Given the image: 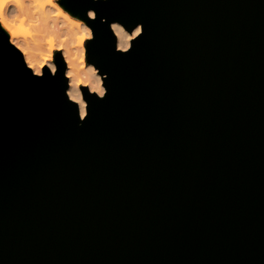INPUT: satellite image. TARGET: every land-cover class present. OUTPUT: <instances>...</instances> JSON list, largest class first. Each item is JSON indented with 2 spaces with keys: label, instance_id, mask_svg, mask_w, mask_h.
<instances>
[{
  "label": "water",
  "instance_id": "obj_1",
  "mask_svg": "<svg viewBox=\"0 0 264 264\" xmlns=\"http://www.w3.org/2000/svg\"><path fill=\"white\" fill-rule=\"evenodd\" d=\"M60 3L105 94L0 24V264H264V0Z\"/></svg>",
  "mask_w": 264,
  "mask_h": 264
},
{
  "label": "bare ground",
  "instance_id": "obj_2",
  "mask_svg": "<svg viewBox=\"0 0 264 264\" xmlns=\"http://www.w3.org/2000/svg\"><path fill=\"white\" fill-rule=\"evenodd\" d=\"M36 7H40V11L37 13H33L32 9L36 8ZM57 8H59V7H57V5H55L53 0H51L50 4H45L43 6L31 5L28 3H24L23 5H16V4L11 3L10 0H4L3 7H2V9H0V24L8 33L10 41L12 43H13V41H16V43H14L16 46H17V44H20L22 46H31L34 48L35 45L32 44V40L30 41L29 39L21 38L20 35L12 36L11 32L4 26V22L8 21L9 24H12L14 16H26L27 19H25L24 23H26V22L28 23L30 21H33L36 18V16H39L41 19V24L39 26H37V25H33V26L39 32H45V33H49V34L54 35V37H55L54 45L57 46L62 51V54H63L65 62H66V75H67V71L69 70V67H68L69 62H71L73 64L76 63V61L72 59L74 54L79 52L81 48L83 49V52H85V46L83 44L84 39L82 41H80L79 43H77V37L79 35H81L84 27H87L90 30H91V28L87 24L86 21L79 22L71 14H63L61 12L62 13L61 15L50 17V14L53 13L54 11L56 12ZM44 20H47L46 24L44 23ZM17 22L18 21H15V24H17ZM53 22L56 25L55 29H53L51 27ZM76 22H79V23L77 24ZM114 23H116L120 29H123L122 32H118L117 30L113 29L116 36H117L118 47L121 49L128 48L130 46L132 38L135 37L132 35V33L134 32L135 28L140 27V25H137L132 31H128L121 23H118V22H114ZM60 25H63V27H60ZM91 33H92V30H91ZM64 36H67V39L63 40V47L61 48V47H59V45L61 44V38ZM86 36L88 37L87 34H86ZM43 38H44L43 36L38 35L35 39H43ZM122 45H124L125 47L122 48L121 47ZM41 47H43V46H41ZM18 48L22 51L24 58H25V61L27 63L26 54L23 51V47H18ZM37 59H38V57H37ZM50 65L55 66V63L53 60V55H51L50 60L45 61L43 63V65L40 67V72L37 74H40L42 72V70L44 69V67H46V66L49 67ZM89 67H92L96 70L95 74L100 77L101 87H103L105 89V87L103 86V82H102V75L99 74V72L97 71V68L92 63L89 62L88 66L86 65V67L84 69H82L81 72L82 73L86 72V70ZM50 70H51V68H50ZM33 71L35 72L34 69H33ZM68 78H69L68 79L69 86L67 89V93H69L70 91H72V92L78 91L80 93V99L84 102L85 112H86V101L83 98L82 90L80 88V86L82 84L77 85V86H75V88H73L70 81L75 79V78L74 77H72V78L68 77ZM92 82H94V79ZM87 85L89 86V88H91V83H89ZM69 97L71 98V96H69ZM72 100H74V99H72ZM74 101H76L80 107L79 101L78 100H74ZM85 112H84V114H85Z\"/></svg>",
  "mask_w": 264,
  "mask_h": 264
},
{
  "label": "clouds",
  "instance_id": "obj_3",
  "mask_svg": "<svg viewBox=\"0 0 264 264\" xmlns=\"http://www.w3.org/2000/svg\"><path fill=\"white\" fill-rule=\"evenodd\" d=\"M11 3L16 4V5H23L24 3H28L31 5H37V6H43L45 4H50L51 0H10ZM3 3L4 0H0V9H2L3 7ZM40 11V7H36L32 9L33 13H37ZM61 11L59 8H57L56 12H53L50 14L51 16H58L61 15ZM86 16L88 17H94L95 16V12L92 10H86ZM49 17V18H50ZM25 19H27L26 16H14L13 17V23L9 24L8 21L4 22V26L11 32L12 36H17V35H23L25 37L28 36H36V35H41L44 38L43 39H34L32 41V44L36 45L35 48L31 47V46H22L20 44H17L18 47H23V51L26 54V59H27V63L29 65V67L33 68L35 70L36 73L40 72V67L43 65V63L45 61H48L51 59V55H52V50L54 45V35L53 34H49V33H45V32H39V33H35L33 31H31V28L33 25H37L39 26L41 24V19L39 16H36V18L33 21H30L28 26L26 27L24 24ZM15 21H19V24H15ZM44 23H47V20H44ZM77 24L79 22H76ZM53 29L56 28L55 23L53 22L52 26ZM60 27H63V25H60ZM111 28L114 30H117L118 32H122L123 29H120L119 26L116 23H112L111 24ZM141 31L140 27H136L134 32L132 33L133 36H136L137 34H139ZM84 34H87L89 38H91V30L88 29L87 27L83 28V32L81 33V35H79L77 37V43H79L80 41H82L84 39ZM67 36H64L61 38V44L59 45V47H63V40H66ZM13 43H16V41H13ZM46 44L47 48L46 50L41 48L40 46ZM122 48H124L125 46L122 45ZM126 50V48H125ZM38 57V59H37ZM73 60L76 61L75 64L69 62V70L67 71V76L72 78L74 77L75 79L71 80V84L73 86V88H75V86L80 85V84H89L91 83V88L90 90L93 92H96L99 96L103 97L105 94V89L103 87H101L100 84V77L98 75H96V70L92 67H89L86 72H81L82 69H84V63H83V59H84V52L83 49L81 48L79 52H77L76 54H74V56L72 57ZM52 70L53 73H55L56 69L55 66L50 65L49 66ZM94 79V82H92ZM69 96H71L72 99L74 100H78L80 103V115L83 116L84 112H85V106H84V102L80 99V93L78 91L76 92H72L70 91Z\"/></svg>",
  "mask_w": 264,
  "mask_h": 264
},
{
  "label": "rangeland",
  "instance_id": "obj_4",
  "mask_svg": "<svg viewBox=\"0 0 264 264\" xmlns=\"http://www.w3.org/2000/svg\"><path fill=\"white\" fill-rule=\"evenodd\" d=\"M53 1H54L55 5H57V7L60 8V11H61L63 14H71V15H73V16L75 17V19H76L77 21H79V22H83V21H85L83 18L78 17V16H76V15L70 13L68 10H66V9L61 5V3H60L61 0H53ZM54 12H55V11H54ZM17 24H19V21L17 22ZM24 24H25V26L27 27L28 24H29V22H28V23L26 22V23H24ZM31 31H33V32H35V33H38V32H39L38 30L35 29L34 26H32ZM37 36H38V35H36V36H28V37H25V36H23V35H20L21 38L29 39L30 41H31V40L33 41V39H35ZM88 39H89V38L86 36V34H84V41H83L84 46H85L86 41H87ZM35 46H36V45H35ZM35 46H34V48H35ZM41 46H43V47H41ZM41 46H40L41 48H43V49L46 50V48H47V45H46V44H43V45H41ZM58 50H60V49H59L57 46H54V47H53V50H52L53 60H54V54H55V52L58 51ZM60 51H61V50H60ZM83 63H84V68L86 67V65L88 66V64H89V62L87 61V57H86V46H85V52H84ZM93 65H94V64H93ZM97 71H98V69H97ZM99 74H100V73H99ZM100 75H101V74H100ZM68 79H69V78H68ZM102 82H103V81H102ZM82 85H87V84H82ZM80 88H81V86H80Z\"/></svg>",
  "mask_w": 264,
  "mask_h": 264
},
{
  "label": "snow or ice",
  "instance_id": "obj_5",
  "mask_svg": "<svg viewBox=\"0 0 264 264\" xmlns=\"http://www.w3.org/2000/svg\"><path fill=\"white\" fill-rule=\"evenodd\" d=\"M141 32V31H140Z\"/></svg>",
  "mask_w": 264,
  "mask_h": 264
}]
</instances>
